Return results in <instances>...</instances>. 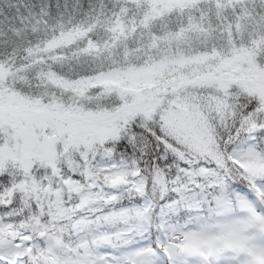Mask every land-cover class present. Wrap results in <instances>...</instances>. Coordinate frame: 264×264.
<instances>
[{
	"label": "snow or ice",
	"instance_id": "6c2138e0",
	"mask_svg": "<svg viewBox=\"0 0 264 264\" xmlns=\"http://www.w3.org/2000/svg\"><path fill=\"white\" fill-rule=\"evenodd\" d=\"M0 264H264V0H0Z\"/></svg>",
	"mask_w": 264,
	"mask_h": 264
}]
</instances>
